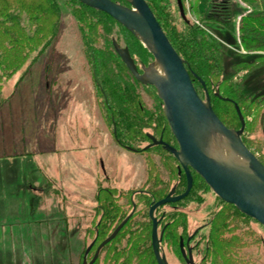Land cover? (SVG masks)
<instances>
[{"label": "rangeland", "instance_id": "1", "mask_svg": "<svg viewBox=\"0 0 264 264\" xmlns=\"http://www.w3.org/2000/svg\"><path fill=\"white\" fill-rule=\"evenodd\" d=\"M157 1L163 21L175 35L188 26L199 27L216 41L218 53L223 54L224 74L233 73L230 82L245 93L240 98L247 122L244 140L264 161V31L246 22L253 11L264 13V0H182L184 18L177 0ZM62 23L61 33L42 35L24 64L3 81L8 102L0 108V264H83L104 210L108 209L106 231L99 240L114 229L124 212L131 213L130 193L150 184L142 154L114 141V127L108 122L105 104L96 96L82 56L74 17L66 14ZM251 31L259 36L253 45L246 38ZM154 60L147 56L149 64ZM241 60L239 66L234 65ZM223 75L213 79L216 84ZM199 93L205 100L200 87ZM215 105L239 129L230 105L217 100ZM163 129L165 120H147L129 138H136V146H145L150 143L146 132L159 134ZM106 189L112 192L111 202L106 200ZM197 190L201 202L196 199L179 205L188 213L180 215L181 224L201 223L200 209L213 201L231 208L210 187L202 185ZM172 207L171 202L162 209ZM136 220L100 254L98 264H119L124 259L127 249L123 246L140 233L146 217L140 215ZM164 245L170 263L183 264L171 239L167 237Z\"/></svg>", "mask_w": 264, "mask_h": 264}, {"label": "trees", "instance_id": "2", "mask_svg": "<svg viewBox=\"0 0 264 264\" xmlns=\"http://www.w3.org/2000/svg\"><path fill=\"white\" fill-rule=\"evenodd\" d=\"M113 1L130 6L126 0ZM146 1L173 47L185 60L186 67L191 74L198 94L200 95V87L203 89L206 99L205 88L203 83L198 79L201 78L206 84V90L209 91L213 109L223 123L229 128L238 129L231 126L225 119L221 109L215 105L216 100L222 104L230 105L241 127V121L234 103H238L242 111L240 98L245 93L239 89L238 85L230 82L233 73L229 75L224 74L220 64L223 54L221 52L218 53L219 49L216 41L210 34L204 33L199 27L188 26L184 32L175 35L167 28L163 21V9L158 1ZM16 9L19 11L16 12ZM21 11L26 13L20 15ZM66 14L72 15L76 21L80 39L82 40V56L86 67L89 68L91 73L96 96L100 97L101 102L105 104L108 122L114 127L112 129L114 141L118 146L126 150L142 154V157L145 158L144 164L146 169L144 173L147 175L146 182L150 183L148 186L133 190L130 193L131 196L128 202L133 213L116 237L102 248L101 253L108 249L112 242L124 233L133 222H137L136 217L141 215L145 216L146 220L142 224L140 233L135 232L136 234L132 237V241L130 237L127 240L128 243L123 246V249L126 248L127 251L125 252L124 259L122 258L119 264H128L129 262L133 264H156L151 244L152 220L149 216V208L154 201L162 199L169 193L172 186L169 189L168 187L174 179L177 180V183L174 184L173 182L172 184L176 185L177 192H183L186 189V176L184 171L179 172V162L173 154L168 153L158 145L147 149L144 148L146 145L136 146L134 144L136 138H129L130 134L137 135L147 120L157 121L161 118L165 120V129L159 134L148 131L146 132L145 139L151 140L149 134L158 138L162 136L164 141L178 147L174 135L169 131L170 126L165 117L163 103L158 96L156 88L152 85L139 82L115 51L113 39L123 47H128L135 63L137 62L136 65L139 71L142 72V67H147L153 61V58L151 61H147V56L153 57V55L146 47H143L138 37L106 12L92 8L79 0H0V108L8 102L3 96V81L10 78L24 64L29 50L33 48L34 44L40 42L42 35L50 33V37H53L57 33L62 32V21ZM246 22L253 29L259 28V30L264 31V13L258 14L253 11L251 17H248ZM116 28L117 32H115ZM250 34L254 35H243L252 40L250 43L253 45L255 38L259 39V36L253 31ZM142 49L145 54L142 52ZM242 62V60L237 61L234 65L239 66ZM235 70H237L236 67L234 68V72ZM220 75L224 77L220 83L216 84L213 79L218 78ZM225 89L230 90L229 94L226 93ZM217 91H219L222 97L216 94ZM200 97L202 96L200 95ZM225 98H230L231 100H226ZM242 140L246 144L243 135ZM247 147L249 148V146ZM249 149L255 154L251 148ZM258 159L264 164L263 160L259 157ZM192 175L193 186L189 195L179 202L172 203L173 207L182 205L187 201H196V199L200 202L202 201L201 196L197 195V189L202 185L208 188L209 185L194 170H192ZM155 184H159V186L154 187ZM103 191L106 192V200L109 202L113 201L110 194L112 193L111 190L106 189ZM219 200L228 207L236 208L233 204L227 203L220 198ZM145 205L147 208H144ZM107 211L108 209L106 208L103 212L101 226L98 230L93 229V234H95L97 240L89 254H93L92 251L95 250L96 246L108 237L122 220L130 214L124 212L121 221L118 222L114 229L107 236L99 240L105 233L104 231H106L103 228L104 222L107 219ZM180 215L183 216L182 213H175L173 215L167 214L166 217L169 218L170 224H181L180 221L183 219H180ZM172 232L176 233L175 230ZM137 239L138 241L141 240V244L138 243ZM168 239H171V243L177 246L176 238L168 237ZM133 257L134 260L132 262L131 258ZM98 262L99 259L95 264H98Z\"/></svg>", "mask_w": 264, "mask_h": 264}, {"label": "water", "instance_id": "3", "mask_svg": "<svg viewBox=\"0 0 264 264\" xmlns=\"http://www.w3.org/2000/svg\"><path fill=\"white\" fill-rule=\"evenodd\" d=\"M79 1L109 14L138 37L155 58L141 73L128 47L121 46L113 39L115 51L132 75L139 82L156 88L163 101V111L171 133L178 143V147H175L162 138L150 135L152 142L145 148L161 144L178 160L187 178V187L182 194L175 195L173 187L168 195L150 206L152 245L158 264L168 262L160 252L161 238L154 212L158 207L181 200L189 194L193 185L191 170L196 171L219 198L264 225V164L242 140L246 121L238 103L234 105L241 127L229 128L214 111L210 97L207 95L204 100L198 94L185 60L173 47L146 0H126L130 6L113 0ZM177 3L184 16L182 0H177ZM198 79L205 85L201 78ZM216 94L222 97L219 91ZM132 213L99 244L91 260L87 259L92 248L89 245L83 264H94L102 248L116 237Z\"/></svg>", "mask_w": 264, "mask_h": 264}, {"label": "flooded vegetation", "instance_id": "4", "mask_svg": "<svg viewBox=\"0 0 264 264\" xmlns=\"http://www.w3.org/2000/svg\"><path fill=\"white\" fill-rule=\"evenodd\" d=\"M142 69H144V66L142 67ZM141 73H143V71ZM203 86L205 88L207 98V95L209 96V91L206 90V84ZM155 138L160 139L162 138V136L159 138ZM151 142L152 140H150V143ZM157 145L166 150L161 144ZM167 152L170 153L169 151ZM181 171H184L182 167H180L179 169L180 173ZM173 187L175 188V195H180L186 190L185 189L183 192L178 193L176 190V185H174ZM186 197H184L183 199H185ZM181 200H178L176 202H179ZM217 204L218 202L213 201L210 206L208 205L204 208H201V223L193 225L189 223L170 224L169 218L166 217L167 214H188L184 208H180L179 206L162 209V205L155 210L154 215L158 220V236L161 238L160 252L165 255L168 264L171 263L167 257L165 245L163 244L166 236L176 238L175 240L177 244V253L183 264H264V225H262L258 221L256 223V220L254 218L248 216L247 214L241 212L236 208L219 207L217 206ZM100 226L101 220L98 221L94 229L98 230ZM152 228L153 221L151 224V244ZM174 230L176 231V233L172 232ZM96 240L97 239L95 238L91 242L92 247L95 246ZM99 244L93 251L90 260L93 258ZM100 254L97 260L99 259ZM97 260L95 262H97ZM155 260L156 264H158L156 256Z\"/></svg>", "mask_w": 264, "mask_h": 264}]
</instances>
